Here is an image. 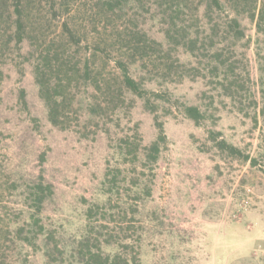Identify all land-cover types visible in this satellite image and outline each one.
I'll return each mask as SVG.
<instances>
[{"label": "rangeland", "instance_id": "1", "mask_svg": "<svg viewBox=\"0 0 264 264\" xmlns=\"http://www.w3.org/2000/svg\"><path fill=\"white\" fill-rule=\"evenodd\" d=\"M18 1L4 0V10L0 11V185L17 179L19 171L38 176L42 170L56 191L55 210L51 208L48 214L50 224L74 246L72 237L79 236L85 223L82 199L101 197L100 183L108 160L112 166L117 164L114 146L125 136L135 138L137 130L144 144H149L157 138L158 128L142 101L127 92L125 106L115 114L108 113L98 127L83 130L79 125L84 114L77 116L75 108L66 124L71 130L53 127L35 81V50L42 45L54 52L67 45V53L78 60L86 45L91 47L100 37L114 36L108 43L120 54L131 33L146 32L161 41V16L155 0L125 1L117 6L122 9L116 14L106 0H67L69 13L62 17L53 15L51 0H23V18L31 38L20 44L12 24L18 18L14 12ZM9 14L14 17L10 19ZM66 20L78 25L83 40L79 48L68 43ZM242 24L250 40L248 48L240 49L246 55L242 61L260 102L258 81L259 69L264 67V38L255 22L246 18ZM120 55L125 58L126 52ZM156 60L158 65L162 63L160 56ZM97 63L100 68L104 65L101 59ZM108 71H115L114 62ZM112 82L120 86L119 78ZM155 89L167 99L157 112L167 142L153 174L152 196L141 205L136 220L143 221L148 231L145 264H264V118L259 114L260 107L256 124L255 111L247 116L233 103L223 105L215 100L212 109L210 99L202 96L212 88L201 82L187 80ZM75 92L77 99L93 100L89 90ZM22 93L26 94V103L21 100ZM181 103L199 104L211 110L214 117L198 126L185 116ZM106 129L112 135L110 139L104 134ZM211 131L256 158V166L218 152L207 140ZM42 154H46V160H41ZM133 169L129 166L130 177ZM146 175L151 177L149 171ZM18 193L22 194V189ZM5 195L7 205L18 207ZM125 199L132 202L131 196ZM113 205L117 215L120 204ZM11 237L0 230V264H46L39 254L21 246L17 236ZM72 262L67 258L64 264Z\"/></svg>", "mask_w": 264, "mask_h": 264}, {"label": "trees", "instance_id": "2", "mask_svg": "<svg viewBox=\"0 0 264 264\" xmlns=\"http://www.w3.org/2000/svg\"><path fill=\"white\" fill-rule=\"evenodd\" d=\"M0 1L2 11L5 2ZM106 1L112 14L122 9L117 6H122L125 1L128 3V0ZM155 2L161 16L159 23L163 39L148 37L144 31L131 33L127 35L130 37L128 45L119 51L120 54L126 52L125 58L110 47L108 42L114 40V36L100 37L93 46L86 45L84 53L79 54L76 49L78 60L67 53V45L54 52L50 48H41L42 45L35 50L38 54L34 63L35 81L47 119L53 127L69 130L71 127L66 124L73 108L77 116L84 114L79 125L83 130L90 129L92 125L98 127L100 121L109 117L108 113L115 114L125 106L124 94L127 92L142 101L145 110L154 115L158 128L157 138L149 144H144L137 130L135 138L125 136L114 146L117 164L112 166L108 160L100 183L101 197L82 199L85 223L79 236L72 237L74 246L65 242L53 228V223L50 224L48 214L51 208L55 210L56 191L42 170L38 176L19 171L21 175L17 179L1 183L0 188L4 192H0V230L9 233L11 240V236H17L21 246L39 254L46 264H64L67 258L73 261L70 264H145L144 247L148 231L143 221L137 223L136 220L141 214V205L152 196L153 174L167 142L164 124L157 115L159 107L167 99L155 87L182 84L187 80L201 82L206 88H212L202 93L204 98L210 99L212 109L215 100L223 105L230 102L240 106V111L247 116L255 111L253 119L256 124L259 114L264 118V67L259 69L260 106L251 87L250 72L242 61L246 55L240 51L248 48L250 42L246 39L243 19L255 22L258 34L264 38V0ZM22 5L23 0H19L14 6L18 18L12 23L20 44L31 38ZM68 6L67 0H51L50 10L54 16L62 17L69 13ZM9 17L12 19L14 14L13 17L9 14ZM2 18L0 12V22ZM103 28L107 29V26ZM64 32L68 35V43L79 48L83 40L79 36L78 25H70L66 20ZM158 56L162 58L160 65L156 60ZM98 59L104 63L102 68L97 63ZM112 62L115 71H108ZM2 74L0 70V80ZM113 77L119 78L120 86L112 82ZM81 88L91 91L92 101L77 99L75 90L79 92ZM210 92L213 95L209 96ZM21 100L26 103L25 93H22ZM181 107L185 116L198 126L214 117L211 110L208 112L199 104L181 103ZM104 134L109 139L112 137L108 129ZM207 140L218 152L256 166V158L220 139V133L209 132ZM40 158L46 160V154ZM129 166L134 168L132 177ZM146 171L151 177L146 175ZM20 189L22 194L18 193ZM5 194L13 198L18 207L7 205ZM125 196H131L132 202L126 201ZM114 202L120 204L117 215L113 213Z\"/></svg>", "mask_w": 264, "mask_h": 264}]
</instances>
